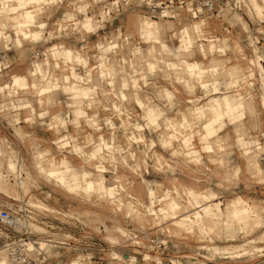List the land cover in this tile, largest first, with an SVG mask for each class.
I'll return each instance as SVG.
<instances>
[{
  "label": "rangeland",
  "instance_id": "obj_1",
  "mask_svg": "<svg viewBox=\"0 0 264 264\" xmlns=\"http://www.w3.org/2000/svg\"><path fill=\"white\" fill-rule=\"evenodd\" d=\"M4 1L11 0H0V2ZM44 1L41 2V6L35 5V0H16L15 4L20 3L17 6L9 4L7 8L2 9L4 13L10 14L9 16L38 6L40 15L35 22H29L30 26L23 30L16 26V21L20 20L19 16L15 20H10L11 23L9 20L8 23L4 20L6 25L2 30L0 29V45L10 46L7 56L11 60L9 68L0 77V86L8 85L7 92L0 93V102L8 107L6 110H0V158L2 161L0 166L3 181L14 188L8 191L0 190V207H11L25 216L23 223L28 224L26 229H29L32 238L36 242L45 241L42 248L45 249L47 256L38 264H56L57 260L66 261L61 264H68V261L72 260L79 261L80 264H264V172L260 173L255 166L249 165L248 161L261 160L260 163L264 167V108L258 101L264 81V71L261 66L263 65L264 68V23L258 21L255 13L250 14L246 11L243 17L244 24L238 25L240 33L237 34L235 28L234 35L225 38L226 34L209 31L205 27V22L200 21L199 18L191 20L188 11L184 8H180L178 13L181 16L169 23L167 18H153L146 6L131 4L123 10L120 9L96 32L85 33L83 41L78 37L76 28L71 30L75 32L66 39H63L61 33L59 37L50 38L47 33L55 26L53 22L67 13L77 12L78 19L83 16L80 22L81 27L87 23L85 17L88 16L90 20L87 25L92 29L90 24L99 14L98 6L100 5L91 6L86 14L76 11V9L83 10L82 5L85 2ZM249 1L252 6L254 5V12H256L255 7L256 9L258 7L260 17H257L264 21V16H261L259 10L260 4L264 7L262 0H255L257 3L253 0ZM129 16L133 17L134 22L139 18H145L156 21L162 26L158 34L161 42L166 43L169 50L155 46L153 54L149 55L148 49L154 43L143 37L138 38L139 34L135 25H131V30H123L134 35L133 42L140 45L141 54L137 56L132 54L131 45L122 46L120 50L110 53L114 55L113 64L119 62L122 56L127 61L124 69L116 68L114 64V68L109 69L108 74L95 77L99 79L96 82L98 101L91 102L86 107L79 100L80 96L75 95L69 88L37 96L38 89L33 88L31 82L38 77L29 75L32 58L30 51L45 50L59 40L60 43L72 49L86 47L89 49L88 54L89 52L93 54L96 52L95 46L98 41L102 42L105 35L107 38L110 37L117 23L124 28L128 24ZM198 21L201 25L193 27L192 25ZM42 22L46 27L37 40H30V37L26 39L23 36L22 31L38 32L39 35L38 25ZM183 26L188 27L192 40L189 50L184 53L176 51L181 42L179 30ZM196 28L198 31L194 33ZM19 35L25 38L22 40V45L17 43ZM213 38H217V41H208ZM224 46L225 51L233 46H240L245 50L240 65L237 57L234 56H217V52L213 54L214 56H207L210 51L214 52ZM257 54L263 56L260 60L261 65L257 63ZM88 57L89 66L96 62L94 56ZM212 57L223 59L225 65L220 63L216 65L217 69L213 70ZM183 59L202 62L204 72H201L203 74L201 79L208 83L227 79L226 67L235 64L240 69L235 83L244 82L240 84V88L238 86L228 89L220 87L218 93H213L212 88L209 87L205 93L204 89L196 84L197 78L193 76L191 81L195 82V86L192 92H188L182 82L175 77L183 74L180 62ZM149 60L155 61L152 71L147 66ZM42 61L38 58V62ZM167 61H175L177 68H170ZM40 70L42 72L45 69L40 68ZM83 71L84 69L80 73ZM50 72L48 70L47 73ZM13 73L25 75L29 84L25 90L18 89L17 94L14 92L17 86L12 87L10 82ZM59 73L60 71L51 72L55 76ZM91 75L92 77L98 75V70L93 68ZM134 78L136 82L132 85ZM109 79L111 82H107ZM188 79L187 74L186 81ZM121 90L125 93L123 100L118 99ZM165 90L171 94V97L168 98ZM224 92L241 98L252 97L251 103L254 109L253 111L249 109L251 105L249 108L246 106L243 109V119L236 122H231L227 115H221V126L216 134L208 139L212 149L205 152L201 147L200 139L204 133L202 126L214 117L212 113L216 114L215 111L211 113L205 109V102ZM196 98L198 104L193 105L192 102L187 101V99L195 100ZM151 106L161 110L162 115L157 119L156 124L147 113V107ZM199 106H203L200 109L201 112L187 116L192 125L190 128L193 134V149L197 150L200 158L197 161H189L195 158L194 154L191 153L188 157V153L179 148L182 137L179 134L171 136L173 130L167 125L165 117L179 122L181 112L187 107L196 110ZM92 113L95 114L100 126L98 129L89 126L90 123L85 120V117ZM10 118L18 119L19 123L15 126L11 125ZM91 119L90 121L93 122L94 118ZM15 128L22 133L18 132L19 130L15 132ZM112 128L114 135L111 142L114 148H122L118 149V152L117 149H113L111 152L114 155L113 158L105 155L103 161L110 162V159H113L119 165L113 170L108 167L113 172L104 171L103 175L95 172L92 162L83 163L84 166L80 167L81 158L76 154L66 153L63 148H58L54 144L57 137L64 133L68 138L75 137L76 143L85 145L87 150L96 144L98 134L108 140ZM180 130L188 133L189 129L185 127ZM19 133L25 135L21 136ZM239 138L243 144L238 143ZM161 139L169 140L170 143L163 147ZM38 149L41 150L44 158H47L43 159L44 165L57 164L62 167L63 185H57L49 179L47 181L42 174H39L34 165V155ZM121 149L125 150L121 152ZM127 150L131 151L133 156L129 157ZM119 154L131 165L121 164L118 159ZM64 156L69 160L71 169L62 161ZM7 158L16 165V172L7 169L9 162L6 161ZM157 162H161L160 165ZM83 170L89 171L91 176L87 178L96 182L101 175L105 177L104 184H101L102 191L94 190L93 192L92 188H88L85 193V178L81 179L80 175ZM233 171H237L236 175ZM71 172L78 179H74V183L70 184L68 176L72 174ZM110 174L126 179L132 187L125 188L120 182L122 180H119L126 192L123 193L118 188L120 192L118 195L114 198H106L104 185H114V183L106 182V179L111 181ZM21 177L25 180L22 189L17 185V180ZM224 179L226 181L221 182ZM182 183L198 191L208 192L215 198L207 202L209 201L207 195L196 193V191H188L187 194L184 188L185 196L183 194L177 196V187L173 185L180 186ZM91 185L95 187L96 183ZM147 187L152 188L155 197L154 206L151 209L148 208L150 202L147 199ZM191 193L199 195L196 196V201L204 205L198 207ZM128 194L139 199L132 200L127 197ZM239 195L251 205L258 204L254 211L257 212L258 218L261 217L260 224L255 228L249 226V231L248 228L243 229L241 224L225 213L227 203ZM170 196L177 198L174 197L178 202L174 207L169 204ZM119 197H121V204L118 201L114 202ZM209 204L211 206H208ZM201 207L204 208L201 209ZM171 208L175 215L169 213ZM136 209L140 212H133ZM196 210L199 213H195ZM172 216L177 217L173 219ZM205 217L213 219L214 228L212 225L207 226ZM249 218L251 219L252 216ZM219 219L223 220L219 222ZM250 219L248 223L253 225ZM216 220L220 225L216 223ZM176 221H179L180 225ZM23 230V227L6 230L0 227V247H2L1 241L5 240L4 237L7 239L13 235H19ZM220 230L221 233H219ZM154 239L161 244L159 246L155 244ZM1 255L4 254L1 253ZM127 256L132 257L130 259ZM1 261L5 260L1 258Z\"/></svg>",
  "mask_w": 264,
  "mask_h": 264
},
{
  "label": "bare ground",
  "instance_id": "obj_2",
  "mask_svg": "<svg viewBox=\"0 0 264 264\" xmlns=\"http://www.w3.org/2000/svg\"><path fill=\"white\" fill-rule=\"evenodd\" d=\"M42 1H44V0H35V5L42 4L41 3ZM76 1L85 2L83 4L84 5L83 10L76 9V11H80L81 13H86L87 14L88 13V9H90L91 6L95 5L96 4L95 2L97 0H76ZM136 1L139 2V0H131L129 2V5H127L128 3L127 4H123L120 9L123 10L126 7H129L131 4L137 5L135 3ZM237 1L240 2V7L242 9V5H243L242 0H237ZM244 1H246V3H247L248 6H251L250 1H248V0H244ZM15 3H16V0H11L10 2H8V1L0 2V27H4L6 25V23H5L4 20H6V22L8 20L9 21L10 20H15L17 18V16H19L20 17V20L19 21H16V26L17 27H20L21 30H23L24 28L29 27L30 26V23L35 22L36 18L39 17V15H40V8H39V6L37 8H35V9H27V10H24L23 12L17 13V15H13V16H9L10 14H6V13H4L2 11V9L7 8L9 6V4H13L12 6H17V5L20 4V3H18V4H15ZM35 5H33V6H35ZM98 7L100 8L99 14L97 15L96 19L94 21H92L91 24H90V25H92L91 26L92 29H90L88 27V25H85L84 27H81L80 22L83 19V16H81V19H78L77 16H76V13L77 12H74L73 11L74 13H67L66 15L64 14V16L66 18V19H64V21H63L62 17L60 16V18H59L58 21L53 22V24L55 26L47 33V36H49L50 38L57 37V36L59 37L60 36L59 33H61L63 39H66V38H68L69 35H71V33H74L75 32V31L72 32L71 30L74 29V28H76V31H78V37H80V39L83 41V40H85V33H87V32H91V33L96 32L99 28H101L104 25V22L108 21L114 14H116V13H118L120 11V9H115V11L113 13H111V14H109L107 16L106 13H105L106 11L104 10L103 6H98ZM257 9H258V7H257ZM263 10H261L262 13H264ZM170 12L171 11H165V13H164L165 15H162V14H158L157 13V14L151 15V16L153 18H155V17L169 18L170 17L169 16V13ZM190 18H191V20L192 19H198V18H199V20H206L205 19V16H202V15H199L198 17H194V18L190 16ZM259 20H262V19H259ZM10 23H11V21H10ZM79 24H80V27L78 28ZM93 26H97V27H93ZM38 27L39 28H44L46 26H45V23L42 22V23H40L38 25ZM68 27H69V30H68ZM32 32H34V31H32ZM36 33H30L28 31H22V34H23V36L26 39L29 38V37H30V39H35L32 36L37 37L38 36V32H36ZM137 37L140 38L141 36L138 35ZM103 39L104 40L102 42L101 41L100 42L98 41V43L95 46L96 52L93 53V54H91L90 52L88 54L89 49H86V47H83V46H80L77 49V51L80 52L81 56H83V57L85 56L86 57V63H84V62H82L80 60H76V59H74V60H68V59L63 58L62 55H61V53H60L59 47L62 46V45H64V44L60 43L59 40H58V42L56 41V43L52 44V45H56L58 47L56 49H51L53 47L51 45V46L47 47V49H45V50H41V51L40 50L30 51V57H32L31 58V61H30L31 68L32 69H34L35 67L37 68V70L34 72V74L31 75V76H37L38 77L35 80L36 87H37V89H39V87H41V86H46L47 87V90H48L46 93H39V90H38L37 91V96L44 95V94H48V93L53 92V91L62 90L64 88H66V89L69 88L70 89V86H74V87H76V88H78V89L81 90V93L78 92V94H75V95H79L80 96L79 100L82 103H84L86 107L89 106V104L91 102H94L96 100L98 101L99 99L96 98V88H97L98 84H96V82L99 79H97L95 77H98V76L103 77L105 74H108L109 73L108 70L109 69H113L114 68V64L116 65V68L117 67H120V68L124 69L125 68V63L127 61V59H125V57L122 56V57H120V61L119 62H117V63L114 62V64H113L112 61H113L114 55L112 56L110 53L116 52L117 50H120V48H122V46H130L131 45L130 48H131L132 54H134L135 56L141 54L140 49H139L140 48V45H138V43L133 42L134 41V35L125 32L119 26H116V27L113 28V31H112V34H110V37L107 38L106 35H105L103 37ZM211 40L214 41V39H211ZM136 49H139V51H136ZM88 56H90V57H93L94 56V59L96 60V62L94 64H91L90 66H89V59H88L89 57ZM38 58H41L43 61L42 62H38ZM260 59H262V57ZM214 63H219V62L217 60H215ZM39 67L41 69L44 68L45 70H43L41 72V70H40ZM230 67H232V66H230ZM93 68H96L98 70V75L92 77L91 70ZM83 69H84V71L82 73H80V71L83 70ZM48 70H50L51 72H56V71L58 72V71H60V73H59L58 76H55V75L51 74V72L48 74L47 73ZM237 70H239V68ZM236 73L239 74V71H237ZM107 82H111V80L109 79V80H107ZM124 83H122V84H124ZM133 84H134V81H133L132 85ZM6 85L7 84H3L2 86H0V93H3L4 91L7 92L8 85H7V87H6ZM18 89L20 90L19 87H17L14 90L15 94H17V90ZM83 89H84V92L85 93L82 92ZM21 90H25V89H21ZM70 98H73V96H71ZM118 99H120V100L125 99V93L122 90H121V94L118 95ZM248 100H251V99L248 98L246 101H248ZM246 104H248V103H246ZM7 108L8 107L5 106L3 104V102H0V110H6ZM87 116H94L93 117L94 118L93 122L89 120V119H91V117L88 118V122L90 123L89 126H92V128L98 129L100 126L97 123V120L95 118V114L92 113V114L87 115ZM11 125L15 126V124H14L13 121H11ZM18 130L19 129H17V131ZM17 131H16V128H15V132H17ZM18 132L22 133L21 130H19ZM22 135H25V134H22ZM113 135H114V132H113V128H112V130L109 132V135H108L109 136V139L108 140L104 139L100 134H98V140H97L96 144H94L92 147L87 148V150H86L85 149V145H82V148L85 151H89L90 149L93 148L96 151V158H89L86 155L87 153H85V152H83L84 155L82 154V152H80L78 154L75 153V151L73 150L72 145L76 142V138L75 137L68 138L67 137V134H64V133L61 134V136L57 137V139L55 140V143L54 144L58 148H63V151H65L66 153L76 154L78 157H80L83 160L84 163H91L92 162V166L94 167L95 172L101 173L103 175V171H104L105 166L102 164V162H105V161H103V158L105 157V155L108 156V157L111 156L113 158L114 155H113V153L111 154V152L113 151V149H117V152H118L119 151L118 149L122 148V147H120V148H114L113 143L111 142ZM63 136L66 138L67 141H69V143L66 146L60 147V141L59 140ZM102 139L105 140L106 146L104 147V146L100 145V148L98 149V146H99V144H101V140ZM122 150L123 149H121L120 151L122 152ZM128 153H129V157L133 156V153L131 151H128ZM43 159H47V158H44V155L41 152V150H39V149L36 150L35 151V155H34V161H35V164L34 165H35L37 171L39 172V174L40 175L42 174L45 177L44 178L45 180H47V179H49V181L50 180H52V181L54 180V181H56L55 183L57 185L58 184L59 185H62V181H63V175H62V173H63L62 171L63 170H62V167L59 166V165H57V164H50V163H49L50 166L49 165H44L45 162L43 161ZM118 159L120 160L119 162L121 164H124L126 166H130L131 165V163H128V161L126 160V158L123 157L121 154H119ZM6 161H9L7 163V166H8L7 169H10L11 172H16V165L12 162V160H9V158H7ZM113 161H114L113 159H110V162H113ZM248 161H249V165L255 166L258 169V171H260V173L261 172L262 173L264 172V167H262V165L260 163L261 160L260 161L259 160L254 161V159H251V160H248ZM0 162H2L1 161V158H0ZM114 162L116 163V165H119L118 162H116V161H114ZM160 163L161 162H157L158 165H160ZM1 166H0V190L1 189L4 190V191H8L9 189L10 190H14V188H12L6 182L3 181L4 179H2ZM263 166H264V164H263ZM27 177H29V176H27ZM111 177H112L111 178V181L108 180V179H106V182L114 183V185H104V193L107 196V197L105 196L106 198H109V199L110 198H114L116 195H118L120 193L119 191H122L123 193L126 192L125 189H124V187L127 188V186H132L131 183L129 181H127L126 179L123 180V179H121V178H119V177H117L115 175H112ZM119 180H122L120 182H122V184L124 185V187L121 186V184L119 183ZM17 181H18L17 182V185L21 189L24 188V185H25L24 181L25 180H23L22 177H21V179L18 178ZM104 181L105 180L103 178H100L99 182H96V186L95 187H93L92 185H89L88 187L89 188H92L91 190H93V192H94V190L95 191L96 190L97 191H102L101 184H104ZM127 197L130 198V199H132V200H137L135 197H133L130 194H128ZM117 201L120 202L121 201V197H119L116 200H114V202H116V203H117ZM126 202H125V204H126ZM127 203H129V202H127ZM175 203H176V201L173 200V199H171L170 205L171 206H174ZM120 204H121V202H120ZM129 204H131V203H129ZM113 205H114V203H113ZM192 205L193 204L191 203V206ZM257 205L256 206H255V204L254 205H251L242 196H236L233 200H231V201H229L227 203L226 208H225V213L231 219H233L234 221H237L239 224H241L242 227H243V229L248 228V231H249V229H250L249 226H252V227L254 226V228H255L256 225H259L260 224L259 221L261 219H259V218H261V217L258 218V215L256 214L257 212L254 211L255 207H258ZM128 206L130 207V205H128ZM131 206H133V205L131 204ZM129 207H127V208L129 209ZM259 209H261V208H259ZM135 211L136 212H140L137 209L136 210H133V212H135ZM169 213H171L172 215H175V212L172 210V208L169 211ZM195 213H198V210H196ZM250 216H252L251 219L249 218ZM254 216H255V218H253ZM176 217L177 216H172L171 218L174 219ZM249 219L253 221V225H250V223H248V220ZM204 220L206 221V224L209 227L211 225L213 226V223H215L213 221V219H211L209 217H205ZM217 220H218V218H217ZM217 220H216V223H218ZM221 220H223V219H219V222ZM173 221H175V220H173ZM176 223L180 225V222L179 221H176ZM173 224H174V222H173ZM221 224H222V222H221ZM214 225L216 226V224H214ZM218 225H220V224L218 223ZM213 228H214V226H213ZM208 230H211V229L208 228ZM245 231H247V230H245ZM219 233H221V230H220ZM157 242H160V241L154 239V243L155 244H158ZM27 244H28V246H32V244H31L30 241L27 242ZM43 245H45V241L38 242V246L41 249L45 250L44 248H42ZM1 253H3L5 256L4 255L2 256ZM131 257L132 256H128V258H130V259H131ZM1 258L4 259L6 262L5 261H1ZM156 262H158V261H156ZM0 263H3V264H6L7 263L8 264L7 257H6V252H5V250H4L3 247H0Z\"/></svg>",
  "mask_w": 264,
  "mask_h": 264
},
{
  "label": "crops",
  "instance_id": "obj_3",
  "mask_svg": "<svg viewBox=\"0 0 264 264\" xmlns=\"http://www.w3.org/2000/svg\"><path fill=\"white\" fill-rule=\"evenodd\" d=\"M254 2L257 3V1H255V0H254ZM262 2H263V5H264V1L263 0H262ZM242 3H243V5H242V9L241 10L230 9L227 6H225L224 4H219L218 8L213 13L205 15V19L206 20H200V21L205 22V27H207V29L209 31H213L215 33H220V34L221 33L222 34H226L225 38H228L229 36H233L234 35V31L233 30L235 28L237 29L236 30L237 34H239L240 32L238 30L239 29L238 25H239V23L240 24H244L243 23L244 22V18H243L244 17V12L248 11L250 14L255 13L257 16H259L256 7H255V11L256 12H254V7L252 5L248 6L246 1H244V0H242ZM83 6L84 5H82V7ZM78 7L79 6H77V8ZM259 7L261 8V9H259L260 13L263 16L264 13H262L261 10H263L264 7L262 6V4H260ZM177 9H179V10H177ZM179 12H180V8L179 7L176 8V9H173L169 13L170 17L167 18L166 20L169 23H172L174 18L181 16L180 14H178ZM263 12H264V10H263ZM182 13L185 14V12H182ZM85 20L87 22L85 25L89 24L88 21L90 20V18L88 16L85 17ZM194 21H197V20H194ZM200 21L195 22V24H193L192 26L193 27L194 26L195 27H197V26L199 27L201 25ZM127 22H128V24H126L124 26V28H122L119 23H117L114 27L119 26V27H121V29H125L127 31V29L131 30V25H135V29L137 30V33L139 35H141V37H143L145 40H152V43H154V44H151L150 48L148 49V51H149L148 54L149 55L153 54V52L155 50V46L161 47L163 50H167L168 49L167 48V44L163 43V41L161 42V39H160L158 33H159V30H160V28L162 26H160L156 21H153L151 19L139 18L137 21L134 22L133 21V17L129 16L127 18ZM4 27H0V29L2 30ZM44 28H39L40 32H39L38 37L35 38V39H30V40H37L40 37L41 31ZM197 31H198V28L194 29L193 32L196 33ZM179 32H180V41L181 42L178 45L179 49L176 50V51H182L184 53V52L189 50V46H190L191 41H192L191 40V35H190V32H189L187 26H183V28L180 29ZM204 32L206 34V31H204ZM208 35H213V34H208ZM237 37H238V35H237ZM24 39L25 38H22L20 36V38L18 39L17 43L19 45H22V40H24ZM213 39L216 40L217 38H213ZM208 41H213V40L209 39ZM156 43H157V45H156ZM185 44H188V45H185ZM52 46L53 47L51 49L58 48L56 45H52ZM59 49H60V53H61L63 58L68 59V60L76 59V60H80V61L86 63V57L85 56L84 57L81 56L80 52H78L77 49H72V48H70L69 46H66V45L60 46ZM136 51H139V49H136ZM244 51L245 50L242 47H240V46H237V47L233 46L231 48L226 49V51H225V47H224V48H221V49H216V50H214V52L210 51L207 54V56L216 54V52H217V54H216L217 56H220V55L234 56V57H237V62L240 65V63H242V61H243L242 60L244 58L243 56L245 55ZM211 52H213V53H211ZM177 55H178V53H177ZM260 56L263 59V56L261 54H257L256 55L257 63L259 65H261L260 60H262V59H260L261 58ZM213 60L214 61L217 60L219 63H214ZM180 62L182 64V70H183L182 72H183V74L179 75V76L176 75L175 77H176V80H179L180 82H182L183 86L185 87V90L188 91V92L189 91L192 92L193 88L195 86V82L191 81L193 76H195L197 78L196 84L201 86L204 89L205 93L208 91L209 87L212 88V90H213L212 92L213 93H218V90L220 89V87H224V88L228 89L230 87L238 86L240 88V84L242 82H244V81H242V82H239V83H235L236 78L238 77V73H236V72L240 71V69L237 70L239 67L237 65H235V64H231L230 66H232V67H230V66L226 67L225 70H226V75L228 76L227 79H225L223 81H220V82L214 80L213 83H208V82H206V81L201 79L203 77V74H201V72L202 71L204 72L203 63L202 62H199V61H187V60H184V59L181 60ZM211 62H213V67H212L213 70L217 69L216 65H218L220 63H224L223 59L215 58V57L211 58ZM166 63L172 69L173 68H177V66H178L175 63V61H167ZM224 65H225V63H224ZM147 66H148L150 71L154 70L155 61L149 60L147 62ZM261 66H262V69L264 71L263 65H261ZM36 70H37L36 67L34 69L31 68L29 70V75L30 76L33 75ZM210 70H212V69L210 68ZM187 74H188V78L189 79L186 81ZM133 81L136 82V79L134 78ZM10 82H11V86L12 87L13 86H17L20 89H27L29 87V84L27 82V78L25 77V75H23L21 73H13L11 75V81ZM262 83H263L262 94L258 97V101H259L260 104L263 105V108H264V81ZM242 85H244V83ZM31 86L33 88L36 87V83H35L34 80H32ZM6 87H7V85H6ZM70 89L73 90V92L75 94H78V92L81 93V90L76 88V87H74V86H70ZM38 90H39V93H46L48 91L46 86H41V87H39ZM82 92L85 93L84 89L82 90ZM165 92L167 93L168 98L171 97V94L168 93L167 90H165ZM249 98L251 100H248L249 101L248 102V101H246L248 99V96H246L245 98H241V97H238L237 95H232V94H229L228 92H224V93H222L220 95L218 94V95H215V96L211 97L208 101L205 102V104H206L205 109L210 111L211 113H212V111H215V113H216V114L212 113L214 117L202 126V128L204 130V133L201 135L200 139H201V143H202L201 147L203 148V150L205 152H209L212 149L208 139L211 136L215 135L216 132H217V129L221 126L220 116L221 115H227L231 122L240 121L244 117L243 109L246 106L249 108V105H252V103H251L252 102V97H249ZM187 101L188 102H192L193 105L194 104H198L197 98L195 100L187 99ZM246 103H248V104H246ZM139 104L141 105V102H139ZM201 108H203V106H199L198 108H196V110H192L190 107H187L185 109V111L181 112V118H180L179 122H176V121L170 119L169 117H165V120L167 121V125L170 127L171 130H173V135H171V136H174V134H179L182 137V139L180 141V145L182 144L183 146L179 145V148L182 151L187 152L188 153V157L191 156V153L194 154L195 158L190 159L189 161H194V160L197 161V160H199L200 156L197 155V150L193 149V147H194L193 144H192V136H193V134L191 133L192 129L190 128L192 125L189 122V120H188L189 118H188L187 115H192V114L194 115V113H199V112H201L200 111ZM249 109L253 111L254 106L252 105L251 108H249ZM216 111H219V112H216ZM147 113H148L149 118L155 124L157 123V119L160 118L161 115H162L161 114V110H159L155 106L147 107ZM90 117L92 118L94 116H86L85 120H88V118H90ZM10 119H12L11 121H13L14 124L19 123L18 119H15V118H10ZM10 119H9V123H10ZM89 120H92V119H89ZM185 127H187L189 129L188 133H185V132L183 133L182 130H180V128H185ZM59 141H60V147L66 146L69 143V141H67L64 136L62 138H60ZM168 143H170L169 140L161 139V145L163 147L167 146ZM238 143L239 144H243V141L241 140V138L238 139ZM100 145H102L104 147L106 146L104 139L101 140V144H99L98 149L100 148ZM72 147H73V150L75 151V153H77V154L80 153V152H82V154H83V152H85V153H87L86 155L89 158H96L95 157L96 156V151L93 148L90 149L89 151H85V150H83L82 146L77 144L76 142L72 145ZM173 149H175V148H173ZM172 153H173V151H172ZM62 161L64 163H66L67 167H69L71 169L70 162L65 156L62 158ZM81 161H82V165H80V167H83L84 166V164H83L84 162H83L82 159H81ZM64 173H65V169H64ZM236 173H237V171H233L234 175H236ZM80 175H81V179L85 178L84 179V190H85V193H86V190L88 191V188H89L88 186L91 185L92 183H96V181L87 178L88 176H91L90 172L87 171V170H83ZM100 178H103L105 180V177H103L102 175H101ZM100 178H99V180H100ZM74 179L75 180L78 179L77 176H75L73 173L71 175L69 174L68 183H70V184L74 183ZM86 180H87V182H86ZM99 180H97V181L99 182ZM222 181H226V179L221 180V182ZM53 182L55 183L56 181L53 180ZM63 183H64V178H63V181H62V185H63ZM173 186L177 187V190H178L177 196H180V194H183L185 196V194L183 193V188H184V189L187 190L186 191L187 194L189 193L188 191H193V192L196 191V193L198 192L200 194L207 195L208 198H209V201H207V202H210L211 200H213L215 198L212 194H210L208 192L198 191L194 187L186 185V184H183V183L180 184V186H177V185H173ZM150 188L151 187H149V188L147 187V199L150 201V206H148L149 209H151L154 206V198H155L154 197V192H153L152 188L151 189ZM89 192H90V190H89ZM196 196H199V195H193L191 193V197H192V199H194L196 204H198V207L203 206L204 203L199 204V202L196 201ZM174 197L170 196L169 199H170V202H171V199L175 200L176 201L175 205H176L178 202L176 200L177 198L175 197L176 198L175 199ZM137 199H139V198H137ZM170 202H169V204H170ZM219 203H221V202L219 201ZM214 204H215V202H214ZM208 206H211V204H209ZM203 208L204 207H201V209H203ZM192 230H193V227H192ZM187 232H188V230H187ZM62 262H64V261H60L59 262V260H57L56 264H61ZM68 264H80V263H79V261L72 260L70 262L68 261Z\"/></svg>",
  "mask_w": 264,
  "mask_h": 264
},
{
  "label": "built area",
  "instance_id": "obj_4",
  "mask_svg": "<svg viewBox=\"0 0 264 264\" xmlns=\"http://www.w3.org/2000/svg\"><path fill=\"white\" fill-rule=\"evenodd\" d=\"M130 1L131 0H97L95 3L103 6L106 11L105 13L108 16L113 13L115 9H120L123 4L128 3L127 5H129ZM135 3L137 5L142 4L146 6L148 11L151 12V15H155L157 13L165 15V11H172L173 9L179 7L187 10L193 18L198 17L199 15L205 16L213 13L218 8L219 4H224L230 9L241 10L240 2L237 0H139V2L136 1ZM62 19L64 21V19H66L65 16H62ZM258 21L263 22L259 19ZM8 49H10L9 45H0V76L3 75L4 71L9 67L11 62L10 58L7 56ZM102 164L105 166L104 171L109 172L113 171H110L108 167L113 170L117 166L114 161L102 162ZM24 218L25 216L18 213L17 210L11 207H0L1 229L24 228L21 234L13 235L7 239L4 237L5 240L1 241L2 247L6 252L8 264H38L47 256L46 251L41 249L36 240L32 238L29 233V229H26L28 224L23 223ZM29 241L32 246H28L27 242ZM157 243L158 246L161 244L160 242Z\"/></svg>",
  "mask_w": 264,
  "mask_h": 264
}]
</instances>
